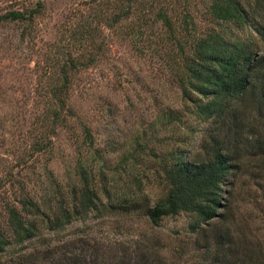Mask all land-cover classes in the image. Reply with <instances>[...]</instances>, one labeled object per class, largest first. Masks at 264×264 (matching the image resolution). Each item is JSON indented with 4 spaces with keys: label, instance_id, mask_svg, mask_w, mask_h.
<instances>
[{
    "label": "rangeland",
    "instance_id": "obj_1",
    "mask_svg": "<svg viewBox=\"0 0 264 264\" xmlns=\"http://www.w3.org/2000/svg\"><path fill=\"white\" fill-rule=\"evenodd\" d=\"M38 3L30 22L0 23V229L12 236L8 205L24 194L47 212L72 205L80 165L90 160L100 200L58 229L30 215L37 233L12 241L0 264H55L64 253H80L86 264H264V115L255 109L243 114L247 138L215 217L192 229L188 211L157 223L146 214L165 186L160 163L168 147L188 146L194 157L209 127L177 80L179 43L189 46L192 36L219 28L205 0H138L116 22L118 0H0V13ZM160 6L172 30L158 19ZM184 9L193 19L189 34ZM145 10L149 19L137 31ZM64 79L70 88L59 124L51 87ZM110 201L115 211L105 210Z\"/></svg>",
    "mask_w": 264,
    "mask_h": 264
},
{
    "label": "trees",
    "instance_id": "obj_2",
    "mask_svg": "<svg viewBox=\"0 0 264 264\" xmlns=\"http://www.w3.org/2000/svg\"><path fill=\"white\" fill-rule=\"evenodd\" d=\"M118 1L120 9L112 18V22L119 20L122 15L124 17L129 14L131 8H136L138 2ZM205 2L209 18L218 22L219 28L207 27L203 33L192 36L189 46L179 43L182 73L177 80L183 97L192 102L195 115L209 121V127L203 132L199 141L200 151L194 157L187 154L188 146L181 147L179 143L177 145L173 143L168 147L166 157L160 163L164 189L146 212L154 223L168 214L191 212L195 217L190 222L192 229L201 221L210 220L217 215L222 197V183L236 164V150L240 149L247 138L244 134L248 125L243 114L255 109L264 115V0H205ZM39 5L38 3V7L29 9H8L0 13V23L6 20L30 22L40 9ZM148 10L142 11L136 19L139 21L137 31L141 30L139 27L149 19ZM157 16L169 30L173 29L171 16L166 8L160 6ZM182 20L184 32L189 34L188 24L193 19L185 9ZM94 55L95 53L92 58ZM72 66L75 68L78 65L74 63ZM65 74L67 78V72ZM51 88V95L56 103L53 106L54 112L60 124L65 117L59 116V110L65 105L68 97L70 80L64 79ZM246 102H250L249 108L239 104ZM173 120L170 122L173 123ZM83 130L85 135L91 138L88 128L84 127ZM258 144L264 147L263 141L260 140ZM91 162L90 160L80 165L78 172L80 185L77 191L73 192L72 205L64 202L65 204H60L57 209H50L47 212L28 194L20 197L17 205H8V221L12 236L8 237L0 229V252L12 241L21 243L37 233V222L30 219V215L39 217L48 229H58L64 227L70 220L98 208L100 198L93 187L92 176L88 173ZM131 200L129 199L130 203ZM103 206H106L105 210L108 212L115 211L116 208L115 203L111 201ZM128 210H131V207ZM52 262L44 264H53ZM84 263V257L80 253H64L55 261V264ZM87 263L97 262L93 260Z\"/></svg>",
    "mask_w": 264,
    "mask_h": 264
}]
</instances>
